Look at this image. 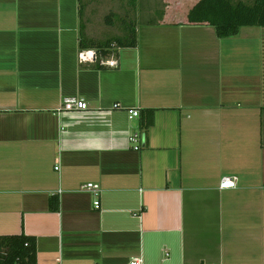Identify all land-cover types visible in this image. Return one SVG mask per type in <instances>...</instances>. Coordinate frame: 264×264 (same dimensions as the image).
<instances>
[{
  "label": "crops",
  "instance_id": "0c3cea01",
  "mask_svg": "<svg viewBox=\"0 0 264 264\" xmlns=\"http://www.w3.org/2000/svg\"><path fill=\"white\" fill-rule=\"evenodd\" d=\"M196 1L99 67L79 60L80 0H0V237L34 238L37 264H264V28L219 39L184 23Z\"/></svg>",
  "mask_w": 264,
  "mask_h": 264
},
{
  "label": "trees",
  "instance_id": "16d2710c",
  "mask_svg": "<svg viewBox=\"0 0 264 264\" xmlns=\"http://www.w3.org/2000/svg\"><path fill=\"white\" fill-rule=\"evenodd\" d=\"M81 8L79 3V15ZM106 18L107 25L111 26L110 19ZM185 24L189 26L213 27L219 39L235 37L243 27L264 28V0H253L251 4L232 0H198L185 14ZM82 28V27H81ZM125 34L120 38H110L106 41H95L79 34L78 49L80 51H95L96 59L106 58L118 49L134 48L137 44L135 27L129 23L124 28ZM97 61V63H98ZM100 67V65H98ZM154 110H142L139 124L142 139L146 131L153 126ZM50 208L58 210V200H51ZM0 254L6 256L0 264H37L36 241L25 235L0 237Z\"/></svg>",
  "mask_w": 264,
  "mask_h": 264
},
{
  "label": "rangeland",
  "instance_id": "374dc122",
  "mask_svg": "<svg viewBox=\"0 0 264 264\" xmlns=\"http://www.w3.org/2000/svg\"><path fill=\"white\" fill-rule=\"evenodd\" d=\"M170 1L173 0H80V32L95 41L123 37L129 23L136 27L162 20ZM232 1L251 4L253 0ZM108 15H112L111 26L106 23Z\"/></svg>",
  "mask_w": 264,
  "mask_h": 264
},
{
  "label": "built area",
  "instance_id": "2783aa9c",
  "mask_svg": "<svg viewBox=\"0 0 264 264\" xmlns=\"http://www.w3.org/2000/svg\"><path fill=\"white\" fill-rule=\"evenodd\" d=\"M92 59H94V62H95V55L91 52L81 51L79 54V60L81 63L91 62ZM98 64L100 66H107V67L116 66L114 61H106V60H99ZM62 108L64 111H67V112H75V111H86L88 109V106L86 102H84L83 100L70 97V98L64 99ZM114 108H117V106L115 105ZM138 117H139V112L137 110H129L127 112L128 121H132ZM141 141H143V139H142L140 132L133 133L130 136V144L132 145L135 151L140 149ZM235 188H236V178L234 177H223L219 182V189L221 190H224V189L229 190V189H235ZM81 189L92 196L93 208L96 210H99L100 209V193H101L100 186L97 184H93V183H87V184H84ZM129 264H141V261L134 260L130 262Z\"/></svg>",
  "mask_w": 264,
  "mask_h": 264
},
{
  "label": "water",
  "instance_id": "95a60500",
  "mask_svg": "<svg viewBox=\"0 0 264 264\" xmlns=\"http://www.w3.org/2000/svg\"><path fill=\"white\" fill-rule=\"evenodd\" d=\"M6 256L4 254H0V260H5Z\"/></svg>",
  "mask_w": 264,
  "mask_h": 264
}]
</instances>
